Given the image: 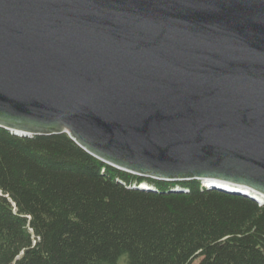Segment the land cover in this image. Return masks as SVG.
Here are the masks:
<instances>
[{"label": "water", "instance_id": "1", "mask_svg": "<svg viewBox=\"0 0 264 264\" xmlns=\"http://www.w3.org/2000/svg\"><path fill=\"white\" fill-rule=\"evenodd\" d=\"M0 127L262 205L264 0H0Z\"/></svg>", "mask_w": 264, "mask_h": 264}, {"label": "trees", "instance_id": "2", "mask_svg": "<svg viewBox=\"0 0 264 264\" xmlns=\"http://www.w3.org/2000/svg\"><path fill=\"white\" fill-rule=\"evenodd\" d=\"M147 183L153 191L133 188ZM175 187L187 192H172ZM264 264V204L0 127V264Z\"/></svg>", "mask_w": 264, "mask_h": 264}, {"label": "rangeland", "instance_id": "3", "mask_svg": "<svg viewBox=\"0 0 264 264\" xmlns=\"http://www.w3.org/2000/svg\"><path fill=\"white\" fill-rule=\"evenodd\" d=\"M121 264H125V262L121 261ZM192 264H198V260L194 261Z\"/></svg>", "mask_w": 264, "mask_h": 264}, {"label": "bare ground", "instance_id": "4", "mask_svg": "<svg viewBox=\"0 0 264 264\" xmlns=\"http://www.w3.org/2000/svg\"><path fill=\"white\" fill-rule=\"evenodd\" d=\"M142 187H144V188H145V186H142Z\"/></svg>", "mask_w": 264, "mask_h": 264}]
</instances>
